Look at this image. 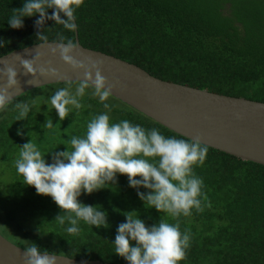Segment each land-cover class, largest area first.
<instances>
[{
	"label": "trees",
	"instance_id": "16d2710c",
	"mask_svg": "<svg viewBox=\"0 0 264 264\" xmlns=\"http://www.w3.org/2000/svg\"><path fill=\"white\" fill-rule=\"evenodd\" d=\"M24 2L0 0V38L5 42L0 56L42 42L36 35L38 14L23 18L20 29L8 24L12 10ZM75 15L78 43L85 48L113 55L166 81L264 102V0H84ZM39 31L48 41H57V33L74 41V32L51 20ZM68 84L27 90L0 110V165H7L8 172L0 181V234L25 249L35 243L44 253L128 264L115 254V236L125 215H139L146 226L165 219L179 222L182 235L190 234L186 258L179 264H264V165L211 147L203 165L193 166L207 197L202 212L192 209L190 216L173 218L145 207L128 177L117 174L116 183L78 197L81 203L99 205L107 212L108 228L81 220L80 232L69 234L67 220L63 225L55 220L66 214L51 197L26 186L15 168L20 146L30 139L51 163L49 153L70 150V138L84 136L90 120L107 111L88 89L78 98L82 107L73 108L63 121L51 106L36 102L37 90L46 89L45 101L50 102L54 90ZM33 101L28 118L17 121L15 103ZM104 103L112 106L110 123L128 120L147 130L155 128L165 137L191 141L112 96ZM45 113L53 121L52 129L43 126ZM18 129L23 135H17Z\"/></svg>",
	"mask_w": 264,
	"mask_h": 264
},
{
	"label": "clouds",
	"instance_id": "9594fccd",
	"mask_svg": "<svg viewBox=\"0 0 264 264\" xmlns=\"http://www.w3.org/2000/svg\"><path fill=\"white\" fill-rule=\"evenodd\" d=\"M83 4L84 0H25L21 8L12 10L8 24L13 29H20L23 18L38 14L36 35L44 45H48L47 35L39 31L44 28L45 21H54L75 32L78 28L75 13ZM48 9L52 10L51 15ZM56 39L58 42L50 49L51 53L55 55L59 52L64 63L84 73L74 92L69 82L68 87L58 89L50 97L52 109H55L60 121L65 120L73 108L82 107L78 98L83 97L89 87L94 89L92 94L99 98L107 111L90 120L84 136L70 138V150L66 147L64 151L49 153L51 163L46 161L45 155L31 139L20 146L15 168L24 184L34 187L38 195L52 198L66 214L57 215L55 220L61 225L67 220L71 225L66 229L69 234L80 232L78 224L81 220L96 228H108L107 212L102 211L99 205L81 203L78 197L82 193L92 194L105 188L106 184L116 183L117 174L128 177L129 186L137 189L145 207L150 206L173 218L190 216L192 209L202 212L203 201L207 197L202 192L203 180L194 174L193 166L203 165L208 146L198 138L189 141L165 137L155 128L147 130L128 120L110 123L108 112L112 106L104 102L112 95L116 85L110 84L102 75V62L91 59L79 61L72 55L78 48L77 43L61 33H57ZM4 43L0 38V47ZM39 58L37 54L30 60L21 59L25 72L32 77H36L35 64ZM39 74L59 75L51 64L47 68L40 67ZM17 75L12 67L0 69V77L6 78V85L0 88V110L12 101L9 89L18 86ZM34 103H15L17 121L28 118ZM45 116L44 128L52 129V119L47 113ZM17 135H23V130L18 129ZM141 187L147 189V193L140 192ZM207 206L211 207L210 203ZM125 216L126 222L120 223L117 228L114 250L128 264H179L186 258L190 234L187 231L181 234L179 222L172 224L160 219L158 223L146 226L139 215ZM23 258L25 264H56V258L42 253L35 243L25 249Z\"/></svg>",
	"mask_w": 264,
	"mask_h": 264
},
{
	"label": "water",
	"instance_id": "95a60500",
	"mask_svg": "<svg viewBox=\"0 0 264 264\" xmlns=\"http://www.w3.org/2000/svg\"><path fill=\"white\" fill-rule=\"evenodd\" d=\"M74 42L78 45L72 53L75 59L102 62V75L110 84L116 85L112 97L187 139L198 138L208 147L264 165V102L154 77L135 64L81 46L76 31ZM56 43L37 42L0 56V69L12 67L18 74V86L9 89L12 99L39 86L80 82L84 78L83 70H73L64 63L59 52L51 53L50 49L56 47ZM37 54L40 55L35 64L37 73L32 77L25 72L21 59L30 60ZM49 64L59 75L39 74L40 67L47 68ZM5 85L6 78L0 77V88ZM24 251L25 248L0 234V264H25ZM46 254L55 257L56 264H108L98 259Z\"/></svg>",
	"mask_w": 264,
	"mask_h": 264
},
{
	"label": "rangeland",
	"instance_id": "374dc122",
	"mask_svg": "<svg viewBox=\"0 0 264 264\" xmlns=\"http://www.w3.org/2000/svg\"><path fill=\"white\" fill-rule=\"evenodd\" d=\"M76 87H77V85H71V91L74 92ZM87 89L90 90L91 93H93V91H94V89H91V88H87ZM46 91H47L46 89H43V90H37L35 92L36 102L39 104L42 103L44 105L51 106L50 102L45 101L48 98V96L46 95ZM54 91L56 92L57 90H54ZM86 91L87 90H85V92ZM6 169H7V165L4 166V168H1V165H0V181H4L7 179L8 172L6 171ZM4 235L8 236V234H6V233Z\"/></svg>",
	"mask_w": 264,
	"mask_h": 264
}]
</instances>
